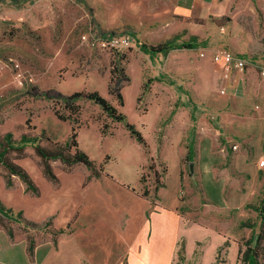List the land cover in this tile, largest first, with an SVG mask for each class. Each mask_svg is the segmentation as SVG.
Wrapping results in <instances>:
<instances>
[{"label":"rangeland","instance_id":"374dc122","mask_svg":"<svg viewBox=\"0 0 264 264\" xmlns=\"http://www.w3.org/2000/svg\"><path fill=\"white\" fill-rule=\"evenodd\" d=\"M89 32L127 34L135 44L91 48L81 38ZM193 36L196 48L167 56L142 49ZM222 49L247 62L228 82L211 60ZM263 69L264 0H0V138L43 134L41 146L53 147L74 127L79 149L103 165L101 181L85 182L83 165L51 162L54 186L29 145L16 163L38 196L16 177L7 186L0 166V201L11 210L0 213V264H130L148 206L176 202L185 224L169 264H244L260 230L253 206L264 199ZM81 91L106 98L146 146L88 101L76 103L78 124L59 120L54 110L63 113L64 98Z\"/></svg>","mask_w":264,"mask_h":264},{"label":"trees","instance_id":"16d2710c","mask_svg":"<svg viewBox=\"0 0 264 264\" xmlns=\"http://www.w3.org/2000/svg\"><path fill=\"white\" fill-rule=\"evenodd\" d=\"M197 47L196 37H191L189 41L177 43L174 39L168 40L156 45L146 46L142 45V49L146 50L150 54L162 53L167 56L172 50L176 49H194ZM125 80L121 79V82ZM113 82L110 81L108 90L110 95H115L119 106L124 105L123 96L121 95L120 87L117 86L120 83L117 81L115 88L112 86ZM84 100L93 103L98 106L100 110L115 123H125V127L129 132V135L134 138L138 144L143 147L146 146V142L142 134L131 124L126 122V117L106 98L102 97L96 91H81L74 93L71 96L64 98L63 113L58 109L54 110L56 117L62 121H73L74 124H78V116L80 115V107L76 104L78 101ZM102 133L107 134V127H102ZM46 139L42 136L35 137L29 135H22L20 140L13 139L11 133H6L0 138V166L6 171L7 179L6 185L11 186V177L18 178L25 186L26 192L33 196H38L40 190L35 184L28 172L18 163L16 160L22 159L26 155V149L29 145L32 146L35 154L40 158L42 163V174L44 177L52 183L54 186L59 185V179L53 171L51 162L59 161L67 171H71L75 166L83 165L86 167L90 175L86 178L85 182H89L95 178L102 179L103 165H96L87 154L81 151L78 147L76 129L73 127L71 135L65 143H56L53 147L41 146L39 139ZM190 154H191V150ZM189 158V157H188ZM159 185V183H158ZM148 192L145 190L142 192L141 197L146 198ZM257 212L260 226L259 232L256 235H252L246 242V249L243 255L244 264H264L261 262V255L264 243V199L257 205L253 206ZM11 210L0 201V213L9 216ZM9 214V215H8ZM36 226V224H30ZM250 226L251 224H246ZM58 233H62L59 230ZM250 243L252 245H250ZM33 252V247H30Z\"/></svg>","mask_w":264,"mask_h":264},{"label":"crops","instance_id":"0c3cea01","mask_svg":"<svg viewBox=\"0 0 264 264\" xmlns=\"http://www.w3.org/2000/svg\"><path fill=\"white\" fill-rule=\"evenodd\" d=\"M189 150H191V154ZM187 151L190 159L194 151L193 143L188 146ZM185 153L182 154L183 157ZM189 177L194 181L190 174ZM172 185L173 187L178 185L177 172ZM161 190L158 191L160 197H162ZM177 205L176 202L168 208L161 205L148 206L152 210L150 218L147 224L143 225L139 230L135 248L131 250L130 264H169L176 242L185 224L183 217L178 214Z\"/></svg>","mask_w":264,"mask_h":264},{"label":"built area","instance_id":"2783aa9c","mask_svg":"<svg viewBox=\"0 0 264 264\" xmlns=\"http://www.w3.org/2000/svg\"><path fill=\"white\" fill-rule=\"evenodd\" d=\"M82 41L91 48H97L101 50H122L128 49L134 46V40L127 34L116 35V34H96L89 32L81 36ZM201 57L205 56L204 52L199 54ZM212 62L221 66L223 77L226 82L230 80V76L233 69L244 70L247 62L241 57L234 54L231 50L222 49L214 52L211 56ZM261 74L264 76V69ZM236 148V146H233ZM260 166H264V161L260 162Z\"/></svg>","mask_w":264,"mask_h":264},{"label":"water","instance_id":"95a60500","mask_svg":"<svg viewBox=\"0 0 264 264\" xmlns=\"http://www.w3.org/2000/svg\"><path fill=\"white\" fill-rule=\"evenodd\" d=\"M190 170H191L190 176L193 177V175H192V164H190Z\"/></svg>","mask_w":264,"mask_h":264}]
</instances>
